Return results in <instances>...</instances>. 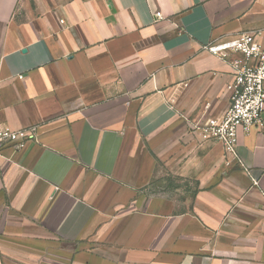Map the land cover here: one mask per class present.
<instances>
[{"label": "crops", "instance_id": "1", "mask_svg": "<svg viewBox=\"0 0 264 264\" xmlns=\"http://www.w3.org/2000/svg\"><path fill=\"white\" fill-rule=\"evenodd\" d=\"M264 0H0V264H264V109L205 137ZM264 42V35L261 37Z\"/></svg>", "mask_w": 264, "mask_h": 264}, {"label": "built area", "instance_id": "2", "mask_svg": "<svg viewBox=\"0 0 264 264\" xmlns=\"http://www.w3.org/2000/svg\"><path fill=\"white\" fill-rule=\"evenodd\" d=\"M264 30L242 33L235 38L209 42L204 49L226 60L235 55L230 64L234 71L230 86V103L220 121L209 120L201 133L236 155L237 130L247 132L261 119L264 109ZM23 133L13 132L0 124V152L14 144Z\"/></svg>", "mask_w": 264, "mask_h": 264}]
</instances>
